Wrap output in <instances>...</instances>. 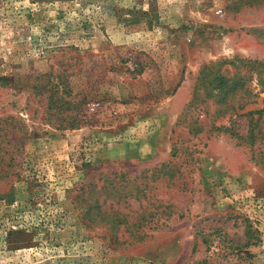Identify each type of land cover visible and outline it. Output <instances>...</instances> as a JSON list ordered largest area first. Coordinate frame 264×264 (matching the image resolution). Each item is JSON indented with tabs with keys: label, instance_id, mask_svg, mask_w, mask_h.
Wrapping results in <instances>:
<instances>
[{
	"label": "rangeland",
	"instance_id": "obj_1",
	"mask_svg": "<svg viewBox=\"0 0 264 264\" xmlns=\"http://www.w3.org/2000/svg\"><path fill=\"white\" fill-rule=\"evenodd\" d=\"M262 42L264 0H0V264H264Z\"/></svg>",
	"mask_w": 264,
	"mask_h": 264
},
{
	"label": "trees",
	"instance_id": "obj_2",
	"mask_svg": "<svg viewBox=\"0 0 264 264\" xmlns=\"http://www.w3.org/2000/svg\"><path fill=\"white\" fill-rule=\"evenodd\" d=\"M109 222H111L112 224H118V223H122L123 222V220L122 219H118V218H112V219H110V220H108ZM126 225V224H125ZM124 225V226H125Z\"/></svg>",
	"mask_w": 264,
	"mask_h": 264
},
{
	"label": "built area",
	"instance_id": "obj_3",
	"mask_svg": "<svg viewBox=\"0 0 264 264\" xmlns=\"http://www.w3.org/2000/svg\"><path fill=\"white\" fill-rule=\"evenodd\" d=\"M262 244H263V246H262V247L264 248V240H262Z\"/></svg>",
	"mask_w": 264,
	"mask_h": 264
},
{
	"label": "crops",
	"instance_id": "obj_4",
	"mask_svg": "<svg viewBox=\"0 0 264 264\" xmlns=\"http://www.w3.org/2000/svg\"><path fill=\"white\" fill-rule=\"evenodd\" d=\"M264 42H262L261 44H263Z\"/></svg>",
	"mask_w": 264,
	"mask_h": 264
}]
</instances>
